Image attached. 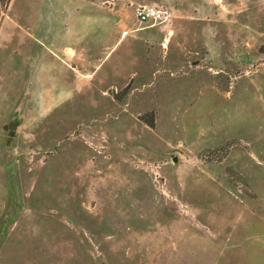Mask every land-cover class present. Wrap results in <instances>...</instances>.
Masks as SVG:
<instances>
[{"label": "rangeland", "instance_id": "rangeland-1", "mask_svg": "<svg viewBox=\"0 0 264 264\" xmlns=\"http://www.w3.org/2000/svg\"><path fill=\"white\" fill-rule=\"evenodd\" d=\"M5 1L0 264H264V0Z\"/></svg>", "mask_w": 264, "mask_h": 264}, {"label": "built area", "instance_id": "built-area-1", "mask_svg": "<svg viewBox=\"0 0 264 264\" xmlns=\"http://www.w3.org/2000/svg\"><path fill=\"white\" fill-rule=\"evenodd\" d=\"M135 17L140 22L152 20V23L155 24L168 18V10L154 4H139L135 8Z\"/></svg>", "mask_w": 264, "mask_h": 264}, {"label": "trees", "instance_id": "trees-1", "mask_svg": "<svg viewBox=\"0 0 264 264\" xmlns=\"http://www.w3.org/2000/svg\"><path fill=\"white\" fill-rule=\"evenodd\" d=\"M6 7L7 6V3H6V1L5 0H3V2H2V5L0 6V11H1V7Z\"/></svg>", "mask_w": 264, "mask_h": 264}, {"label": "crops", "instance_id": "crops-1", "mask_svg": "<svg viewBox=\"0 0 264 264\" xmlns=\"http://www.w3.org/2000/svg\"><path fill=\"white\" fill-rule=\"evenodd\" d=\"M135 1V0H134ZM144 1H146V0H144ZM136 2V1H135ZM136 3H139V4H143V1H139V2H136Z\"/></svg>", "mask_w": 264, "mask_h": 264}]
</instances>
